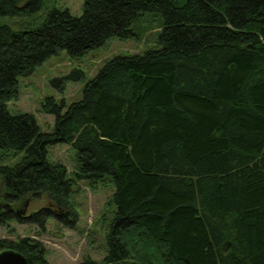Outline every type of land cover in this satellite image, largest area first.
I'll return each mask as SVG.
<instances>
[{"label":"trees","instance_id":"obj_1","mask_svg":"<svg viewBox=\"0 0 264 264\" xmlns=\"http://www.w3.org/2000/svg\"><path fill=\"white\" fill-rule=\"evenodd\" d=\"M0 0V15L37 12L42 0ZM143 12L163 17L157 50L105 62L67 105L47 98L51 132L11 114L19 78L59 51L72 57L128 39ZM75 151L70 174L49 149ZM0 148L22 158L0 167L6 198L46 196L18 216L0 204V229L52 217L73 227L82 181L111 176L116 206L107 255L79 264H264V0H87L81 17L51 11L41 27L0 26ZM50 264L32 237H0V253Z\"/></svg>","mask_w":264,"mask_h":264},{"label":"rangeland","instance_id":"obj_2","mask_svg":"<svg viewBox=\"0 0 264 264\" xmlns=\"http://www.w3.org/2000/svg\"><path fill=\"white\" fill-rule=\"evenodd\" d=\"M32 0H22L26 6ZM87 0H42L39 11L22 16L0 15V26L8 25L15 31L41 27L53 10H68L73 16L81 17ZM163 17L160 13L143 12L134 23V35L128 39L111 38L104 46L88 51L80 57H72L67 51H59L29 76L19 78L18 98L7 102L11 114L31 113L36 116L41 128L51 132L55 126V116L45 113L43 103L47 98L64 100L67 105L82 99V90L103 67L106 61L117 56L138 55L149 50H157ZM21 156L0 148V167L12 166ZM48 160L65 165L71 174L75 169V151L69 145H57L49 149ZM80 190L72 196L79 220L70 227L55 218L47 221L45 230L38 224L26 221L21 224L10 221L0 229V237L17 241L22 237H32L46 247V259L50 264H79L91 257L97 261L107 255L106 236L110 229L116 206L112 203L115 186L111 176L103 180L79 183ZM5 184L0 176V204H12L20 208L26 202L25 216L48 207L46 196L25 200L22 203L6 198Z\"/></svg>","mask_w":264,"mask_h":264},{"label":"water","instance_id":"obj_3","mask_svg":"<svg viewBox=\"0 0 264 264\" xmlns=\"http://www.w3.org/2000/svg\"><path fill=\"white\" fill-rule=\"evenodd\" d=\"M28 203L29 202H26L23 205V207L16 210V214L18 216H22V217L25 216ZM4 208L6 211H8L6 207ZM0 264H29V263L27 259L20 252H17L12 249H8L0 253Z\"/></svg>","mask_w":264,"mask_h":264},{"label":"flooded vegetation","instance_id":"obj_4","mask_svg":"<svg viewBox=\"0 0 264 264\" xmlns=\"http://www.w3.org/2000/svg\"><path fill=\"white\" fill-rule=\"evenodd\" d=\"M2 206H3V208L6 207L8 209V211L15 212V213H16V210H18L22 207L21 206L20 208H14V207H12V204H8V203L5 205L3 204ZM4 210H5V208H4Z\"/></svg>","mask_w":264,"mask_h":264}]
</instances>
